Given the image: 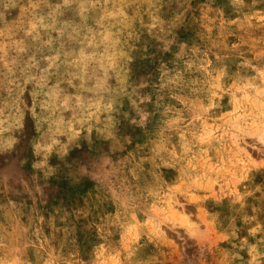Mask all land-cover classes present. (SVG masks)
<instances>
[{"label": "rangeland", "instance_id": "rangeland-1", "mask_svg": "<svg viewBox=\"0 0 264 264\" xmlns=\"http://www.w3.org/2000/svg\"><path fill=\"white\" fill-rule=\"evenodd\" d=\"M0 264H264V0H0Z\"/></svg>", "mask_w": 264, "mask_h": 264}]
</instances>
